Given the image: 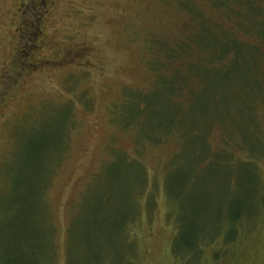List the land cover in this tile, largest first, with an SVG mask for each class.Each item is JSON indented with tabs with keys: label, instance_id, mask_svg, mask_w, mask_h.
<instances>
[{
	"label": "rangeland",
	"instance_id": "1",
	"mask_svg": "<svg viewBox=\"0 0 264 264\" xmlns=\"http://www.w3.org/2000/svg\"><path fill=\"white\" fill-rule=\"evenodd\" d=\"M224 1L231 17L241 11L233 0H0V235L18 226L33 264H63L66 239L73 264H176L163 190L174 174L211 216L230 203L219 197L226 175L232 197L253 199L240 158H264V137L249 129L255 113L264 133V81L247 71L244 48L216 59L217 22L233 24ZM174 42L181 54L169 60ZM207 130L210 158L228 148L240 159L230 174L195 167ZM27 139L43 150L25 161ZM256 168L264 181V161ZM241 251L240 264H264V227L233 260Z\"/></svg>",
	"mask_w": 264,
	"mask_h": 264
},
{
	"label": "trees",
	"instance_id": "2",
	"mask_svg": "<svg viewBox=\"0 0 264 264\" xmlns=\"http://www.w3.org/2000/svg\"><path fill=\"white\" fill-rule=\"evenodd\" d=\"M233 5H237V7L241 9V11L237 12L233 7L235 11H233V17L229 15V11L232 10V5L230 6L227 1H224L223 6H218L226 17L233 19V24L227 25L226 23L230 22H217L216 28L223 37H221L222 39L219 41L220 47L215 51V56L216 54L218 56V58L216 56V59L221 61V58L232 55L236 49L244 48L246 54L250 53L253 57V62L249 64L247 71L253 70L256 79L259 80L257 77L258 75L260 79L264 81V67L258 64L259 62L256 60L260 53L261 36L264 35V0H251V14L247 15L243 13V7L245 5L244 0H233ZM240 32L251 34L256 38V42L245 40L240 36ZM236 39L244 43L240 46L236 42ZM175 49L178 48H176V43L174 42L173 45L164 48L162 53H164V56L166 55L167 59L176 60L180 57L179 54L181 53L180 51L176 52ZM189 49L191 48L189 47ZM193 51L197 53L196 50ZM244 56L245 54L242 55V58H244ZM159 63L160 62H158V65ZM171 69L181 70L180 67ZM178 92L179 90L176 91V94H178ZM255 100L253 99L252 101ZM253 109H250V114L253 113ZM256 118L257 115L253 113L251 116L252 122L249 124L251 134L254 136L262 135L264 137L263 130L258 126ZM202 136L203 141L207 144L206 157L203 158V162L201 161V166L200 163L195 167L204 170L206 166L214 165L216 167H222L223 171L229 172L230 174L235 164L242 159L243 163L248 165V168L245 167L247 184L249 188L253 189V199L247 203L242 198L236 197L237 193H235L232 188V176L226 175L220 180L219 193H222V196L219 197H229L230 203L227 202L226 206L220 209V212L215 217L210 215V205L202 197V194H200L201 191L195 186L190 187L186 185L185 176L180 174L176 177L174 174L169 180L165 178L163 190L167 205L169 206L168 217L174 219V222L171 219L174 230V236L170 243L171 256L176 264H209V260H211L213 264H240L239 260L244 251H241L237 260L236 257L233 260L238 246L246 239L253 238L254 235L258 234L259 229L264 227L263 223H261L262 215H260L264 213V181L260 179L256 168L258 159L264 161V158L261 152L260 154L258 151H254V149L252 150L253 152L249 150L246 152L244 150L245 153L249 154L248 158L237 159L232 151H229L228 148H223L218 151L220 153H217L216 159H212L208 155V152L211 153L212 148L208 130L205 131ZM33 141L34 140H26L27 143L24 152L25 161L30 160L31 156L34 154L36 155V152L43 150V148L40 150V142L35 146ZM215 152H217V150ZM231 156L237 159V161H232ZM188 161L189 159L186 160L184 164ZM203 163H205L204 166ZM35 168L34 165L31 166V169ZM233 195L236 196L232 197ZM203 200H205L204 203L202 202ZM253 200L256 201L255 206H252L254 203ZM127 227L128 224L126 225V234ZM9 229L10 231L8 234H2L3 236L0 235V264H33L29 255L23 252L20 247V240L22 239L23 233H21L19 227L9 226ZM25 240L27 247L32 240L30 232L26 235ZM129 244L133 246V242ZM134 254L139 260L141 259V255L138 252L135 251ZM75 255L76 253L69 252L66 239L63 264H73L69 262V260ZM95 258L96 256L90 257L88 260L93 261H90L88 264L101 263V261H95ZM126 260L128 264H133L130 257H127Z\"/></svg>",
	"mask_w": 264,
	"mask_h": 264
}]
</instances>
